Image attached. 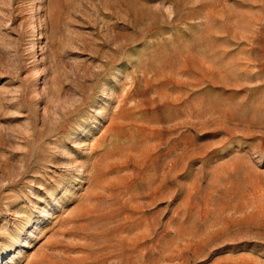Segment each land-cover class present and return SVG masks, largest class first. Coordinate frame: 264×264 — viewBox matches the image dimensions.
Listing matches in <instances>:
<instances>
[{
  "label": "rangeland",
  "instance_id": "rangeland-1",
  "mask_svg": "<svg viewBox=\"0 0 264 264\" xmlns=\"http://www.w3.org/2000/svg\"><path fill=\"white\" fill-rule=\"evenodd\" d=\"M0 264H264V0H0Z\"/></svg>",
  "mask_w": 264,
  "mask_h": 264
}]
</instances>
